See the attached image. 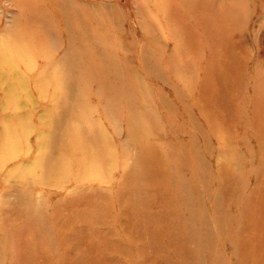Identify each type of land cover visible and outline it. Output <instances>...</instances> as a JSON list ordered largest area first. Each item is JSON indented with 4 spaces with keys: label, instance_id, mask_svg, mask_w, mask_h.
I'll return each instance as SVG.
<instances>
[{
    "label": "rangeland",
    "instance_id": "rangeland-1",
    "mask_svg": "<svg viewBox=\"0 0 264 264\" xmlns=\"http://www.w3.org/2000/svg\"><path fill=\"white\" fill-rule=\"evenodd\" d=\"M261 12L0 0V264H264Z\"/></svg>",
    "mask_w": 264,
    "mask_h": 264
},
{
    "label": "bare ground",
    "instance_id": "bare-ground-1",
    "mask_svg": "<svg viewBox=\"0 0 264 264\" xmlns=\"http://www.w3.org/2000/svg\"><path fill=\"white\" fill-rule=\"evenodd\" d=\"M106 28H107V27H106ZM143 61H144V60H143ZM145 64H146V63H145ZM145 64H144V65H145ZM145 68H146V67H145ZM143 70H144V69H143ZM214 78L217 80L216 82H217L218 85H221V83H220L221 80H225V81L227 80V78H225V75L219 74L218 72H216V73L214 74ZM59 82H60V81H59ZM59 82H58V83H59ZM219 83H220V84H219ZM214 94H215V93H214ZM226 98H227V97H226ZM255 111H256V110H255ZM257 119H258V117H257ZM128 133H129V132H128ZM89 162H90V161H89ZM194 162H195V161H194ZM192 167H194V163H192ZM260 170H261V169H260ZM156 173H157V172H156ZM217 176H218V175H217ZM165 177H166V176H165ZM165 177H164V178H165ZM192 178H193V177H192ZM166 182H167V181H166ZM167 185L170 186V185L168 184V182H167ZM193 185H194L193 189L195 190V188L198 186V182H197V184H196V182H194ZM195 195H196V194H194V197H195ZM99 204H100V202H99ZM86 210H87V209H86ZM192 231H193V230H192ZM237 256H238V255H237Z\"/></svg>",
    "mask_w": 264,
    "mask_h": 264
},
{
    "label": "crops",
    "instance_id": "crops-1",
    "mask_svg": "<svg viewBox=\"0 0 264 264\" xmlns=\"http://www.w3.org/2000/svg\"><path fill=\"white\" fill-rule=\"evenodd\" d=\"M260 9V8H259ZM261 11V10H260ZM262 13V12H261ZM262 14H264V13H262Z\"/></svg>",
    "mask_w": 264,
    "mask_h": 264
}]
</instances>
